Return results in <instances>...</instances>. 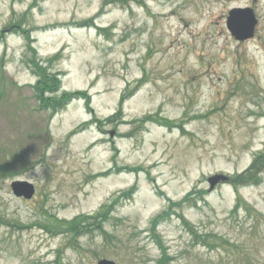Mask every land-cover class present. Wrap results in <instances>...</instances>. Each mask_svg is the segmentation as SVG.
Masks as SVG:
<instances>
[{
	"label": "rangeland",
	"instance_id": "rangeland-1",
	"mask_svg": "<svg viewBox=\"0 0 264 264\" xmlns=\"http://www.w3.org/2000/svg\"><path fill=\"white\" fill-rule=\"evenodd\" d=\"M0 215V264H263L264 0H0Z\"/></svg>",
	"mask_w": 264,
	"mask_h": 264
},
{
	"label": "water",
	"instance_id": "water-1",
	"mask_svg": "<svg viewBox=\"0 0 264 264\" xmlns=\"http://www.w3.org/2000/svg\"><path fill=\"white\" fill-rule=\"evenodd\" d=\"M256 19L250 9H236L231 12L228 19V27L232 34L237 39H246L253 36L254 26L256 24ZM226 180L227 176L222 174L211 176L208 180L211 183V189L220 180ZM34 185L29 181L19 180L12 183V189L17 196H25L27 198L32 197L35 192ZM99 264H116L112 260L103 259L99 261Z\"/></svg>",
	"mask_w": 264,
	"mask_h": 264
},
{
	"label": "trees",
	"instance_id": "trees-1",
	"mask_svg": "<svg viewBox=\"0 0 264 264\" xmlns=\"http://www.w3.org/2000/svg\"><path fill=\"white\" fill-rule=\"evenodd\" d=\"M36 75H37V78H38V80H37V84H38V87L40 88V87H48V85H49V80H45L46 79V77H47V75L45 74V72L43 71V72H41V71H38V70H36ZM47 91H51V90H49V89H46ZM77 95H86V92H74L73 94H65V95H63V97L62 98H59V99H57V101H60V102H62L63 103V105H64V103H69L70 101H72V99H74V98H76L75 96H77ZM66 101V102H65ZM125 101V98H123L122 100H121V105L123 104V102ZM79 218H77V220H78ZM71 223V226H72V223L73 222H70ZM168 258H167V256L164 254L163 255V257H162V259L160 260V264H167L168 262H166V260H167ZM264 264V263H263Z\"/></svg>",
	"mask_w": 264,
	"mask_h": 264
},
{
	"label": "bare ground",
	"instance_id": "bare-ground-1",
	"mask_svg": "<svg viewBox=\"0 0 264 264\" xmlns=\"http://www.w3.org/2000/svg\"><path fill=\"white\" fill-rule=\"evenodd\" d=\"M104 177V176H103Z\"/></svg>",
	"mask_w": 264,
	"mask_h": 264
}]
</instances>
